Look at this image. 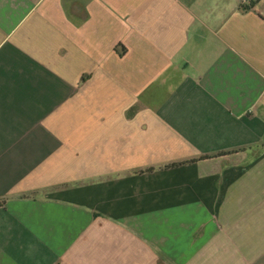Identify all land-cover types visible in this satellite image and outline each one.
<instances>
[{"label": "crops", "instance_id": "obj_1", "mask_svg": "<svg viewBox=\"0 0 264 264\" xmlns=\"http://www.w3.org/2000/svg\"><path fill=\"white\" fill-rule=\"evenodd\" d=\"M2 199L0 264H264V0H0Z\"/></svg>", "mask_w": 264, "mask_h": 264}, {"label": "trees", "instance_id": "obj_2", "mask_svg": "<svg viewBox=\"0 0 264 264\" xmlns=\"http://www.w3.org/2000/svg\"><path fill=\"white\" fill-rule=\"evenodd\" d=\"M209 157H211V155H203L200 158H209ZM195 160H197V159H189V160H185V161L170 163V164L165 165L164 167L165 168H171V167L179 166V165H182V164H187V163L193 162ZM151 170H153V168L147 169V171H151ZM4 205H5V200H3V199L0 200V206H4Z\"/></svg>", "mask_w": 264, "mask_h": 264}]
</instances>
